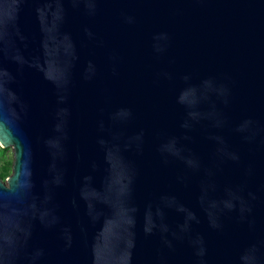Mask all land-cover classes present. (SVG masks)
Masks as SVG:
<instances>
[{"label":"water","instance_id":"1","mask_svg":"<svg viewBox=\"0 0 264 264\" xmlns=\"http://www.w3.org/2000/svg\"><path fill=\"white\" fill-rule=\"evenodd\" d=\"M0 264H264V0H0Z\"/></svg>","mask_w":264,"mask_h":264},{"label":"trees","instance_id":"2","mask_svg":"<svg viewBox=\"0 0 264 264\" xmlns=\"http://www.w3.org/2000/svg\"><path fill=\"white\" fill-rule=\"evenodd\" d=\"M0 149H4L2 146H0ZM12 160L11 159H5L0 167V177L5 180V178L11 173L12 170Z\"/></svg>","mask_w":264,"mask_h":264},{"label":"rangeland","instance_id":"3","mask_svg":"<svg viewBox=\"0 0 264 264\" xmlns=\"http://www.w3.org/2000/svg\"><path fill=\"white\" fill-rule=\"evenodd\" d=\"M3 148L4 149H0V167L5 159H11L12 161L14 159V151L12 146H6Z\"/></svg>","mask_w":264,"mask_h":264}]
</instances>
